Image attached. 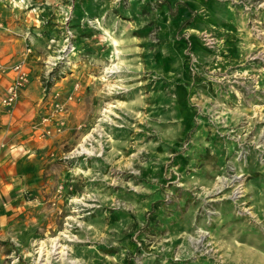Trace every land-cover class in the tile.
<instances>
[{"label":"rangeland","instance_id":"rangeland-1","mask_svg":"<svg viewBox=\"0 0 264 264\" xmlns=\"http://www.w3.org/2000/svg\"><path fill=\"white\" fill-rule=\"evenodd\" d=\"M21 61L44 148L0 264H264V0H0Z\"/></svg>","mask_w":264,"mask_h":264},{"label":"crops","instance_id":"crops-1","mask_svg":"<svg viewBox=\"0 0 264 264\" xmlns=\"http://www.w3.org/2000/svg\"><path fill=\"white\" fill-rule=\"evenodd\" d=\"M12 80L11 74H0V94ZM40 88L31 77L29 86L11 111L0 106V217L8 210L3 205L20 195L23 187L34 180L41 165L37 158L39 150L44 148L39 138Z\"/></svg>","mask_w":264,"mask_h":264},{"label":"built area","instance_id":"built-area-1","mask_svg":"<svg viewBox=\"0 0 264 264\" xmlns=\"http://www.w3.org/2000/svg\"><path fill=\"white\" fill-rule=\"evenodd\" d=\"M30 51V50H29ZM10 71L13 76V80L6 88V91L0 101V106L6 109L7 111H11L13 107L16 105L17 101L21 93L29 86L30 84V74L25 68V62L21 61L10 68ZM0 72L6 73L8 72L1 64H0ZM56 106V111L60 112V105L54 104ZM49 122V118H44L42 124ZM62 124L59 122L57 132L61 131ZM52 134V130L45 129L41 137L50 136Z\"/></svg>","mask_w":264,"mask_h":264},{"label":"bare ground","instance_id":"bare-ground-1","mask_svg":"<svg viewBox=\"0 0 264 264\" xmlns=\"http://www.w3.org/2000/svg\"><path fill=\"white\" fill-rule=\"evenodd\" d=\"M81 150V149H80Z\"/></svg>","mask_w":264,"mask_h":264}]
</instances>
